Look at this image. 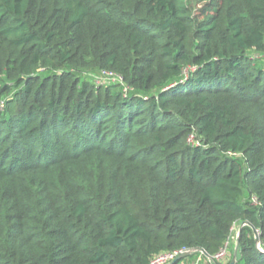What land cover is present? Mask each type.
<instances>
[{"label":"trees","instance_id":"1","mask_svg":"<svg viewBox=\"0 0 264 264\" xmlns=\"http://www.w3.org/2000/svg\"><path fill=\"white\" fill-rule=\"evenodd\" d=\"M236 225L264 264V0H0V264H214Z\"/></svg>","mask_w":264,"mask_h":264},{"label":"built area","instance_id":"2","mask_svg":"<svg viewBox=\"0 0 264 264\" xmlns=\"http://www.w3.org/2000/svg\"><path fill=\"white\" fill-rule=\"evenodd\" d=\"M94 80L97 83L110 81V82L120 83L124 87L126 86L123 80L118 75L108 70H102L100 74L94 77ZM126 89L127 88L125 87L124 90ZM188 141L193 144L194 143L193 137H190ZM254 202L256 201L254 200ZM256 244H257V247L260 248V250L264 251V245L261 246L260 241L259 243H256ZM186 251H189V249L188 250L182 249V250L160 253L151 260L150 264H170L179 254H181L182 252H186ZM226 255H227V243L222 250H220L215 256L212 257V260L214 262H218L220 260H223L226 257Z\"/></svg>","mask_w":264,"mask_h":264},{"label":"water","instance_id":"3","mask_svg":"<svg viewBox=\"0 0 264 264\" xmlns=\"http://www.w3.org/2000/svg\"><path fill=\"white\" fill-rule=\"evenodd\" d=\"M253 231H254V236H255V242L256 243H259V233H258V231L255 228H253ZM199 251L202 254H204L206 257H209V255L206 253V251L204 249H200ZM191 252H193V250H189V251H186V252H182L170 264L176 263L178 260H180L181 258H183L186 255L190 254ZM235 263H236V255L233 256V259L230 261L229 264H235Z\"/></svg>","mask_w":264,"mask_h":264},{"label":"rangeland","instance_id":"4","mask_svg":"<svg viewBox=\"0 0 264 264\" xmlns=\"http://www.w3.org/2000/svg\"><path fill=\"white\" fill-rule=\"evenodd\" d=\"M238 232H239V226L236 225L233 228V230H232V234H231V238H230L229 242H227V246L229 247V250L232 249L233 256L237 254V237H238ZM233 256H232L231 260L233 259ZM212 263L215 264L214 261H212Z\"/></svg>","mask_w":264,"mask_h":264}]
</instances>
